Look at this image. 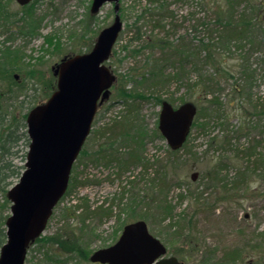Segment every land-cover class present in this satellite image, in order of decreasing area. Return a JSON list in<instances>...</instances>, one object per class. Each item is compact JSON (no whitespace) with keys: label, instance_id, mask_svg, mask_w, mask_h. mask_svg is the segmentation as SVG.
<instances>
[{"label":"rangeland","instance_id":"374dc122","mask_svg":"<svg viewBox=\"0 0 264 264\" xmlns=\"http://www.w3.org/2000/svg\"><path fill=\"white\" fill-rule=\"evenodd\" d=\"M167 1L173 14L163 17L164 29L153 26L158 21L156 18L160 19L151 15L153 9L145 12L146 8L155 5L150 0L120 1L123 27L114 47L115 52L106 62L117 75V81L111 87L110 98L95 116L92 131L72 168L70 186L54 208L41 236L63 231L71 233L68 229L74 228L70 236L76 235L81 241L82 251L90 255L98 248L113 244L127 222L143 219L138 217V213L131 215L128 210L120 212V216L118 214L129 204L128 180L138 175L142 166L133 164L119 175L116 160L106 163L102 159L97 163L92 158L99 145L106 141L105 137L98 139L97 133L115 119L122 118L129 105L136 122L147 131L142 157L144 161L156 162L152 168L149 167L145 181L141 180L140 188L146 185L145 202L152 193L147 183L152 182L160 163L168 164L166 171L171 180L170 188L161 194L158 201L166 200L173 207L172 215L163 219L160 206L153 209L154 204H147L151 209L146 210L149 212L147 221L143 219L148 223L149 231L166 244L167 254H174L171 248L182 250L190 258L189 261L182 259L185 264H264V51L247 53L253 80L242 77L241 53L244 49H232L222 57L217 56L221 61L220 67L225 70L222 75L216 74V61L213 64L210 60L205 64L202 71L217 79L213 87H217L215 95L208 94L207 97L216 98L220 103L213 105L208 102L197 88L201 101L196 103L202 114L196 116L186 143L174 153L164 137L152 135L154 129L158 130L161 109L158 99H166L173 106H179L183 98L192 101L194 91L188 90L186 83L178 87L173 82L161 88L143 78L141 73L146 71L149 57L161 55L158 50L144 48L143 39L150 34L165 36L171 42H185L193 50L200 40L207 41L210 35L218 32L212 31L216 6L207 4L206 0ZM261 1L264 2L247 0L246 3L259 5ZM246 3L240 4L237 13L244 11ZM91 4L92 0H33L28 7H23L16 0H0V48L9 46L11 51L18 52V59L10 65L12 71L9 74L11 77L17 74L18 85L25 88L18 100L14 99L16 115H22L28 106L46 102L56 89L57 78L53 77L51 66L65 56L87 53L95 45L99 32L113 22L114 3L106 2L96 14L90 12ZM222 4V9L227 7L224 2ZM142 11L145 15L140 17L138 26L143 32L138 38L131 25ZM28 13L40 21L31 25L27 21L30 18ZM33 25L36 27L32 28ZM31 29L32 34H28ZM8 37H13L11 42ZM173 70L174 66L167 68L168 72ZM231 74L234 76L230 77ZM3 75V72L0 73V93L7 94L10 85ZM197 75L198 72L194 71L190 77L195 80ZM235 86L239 87L237 92L234 91ZM120 88L145 97H131L124 102L119 96ZM23 100L26 102L22 110L17 104ZM8 112L5 104L3 108L0 105V114L7 115ZM227 134L232 136L231 141L224 145L223 139ZM212 137L216 138L215 141ZM251 141L258 143V147L249 162L244 157V151L251 146ZM28 147L24 137L13 146V154L9 158L15 165H25ZM126 148L124 145L119 148L122 156H125ZM257 157L260 159L253 163L252 159ZM219 162L220 167L217 165ZM214 168L216 171L213 174ZM22 171L23 167L20 174ZM20 176L8 179V189L18 182ZM214 176L217 180L210 178ZM124 187L125 195L122 196ZM142 193L140 191L139 194ZM2 195L0 189V200ZM76 205L80 206L77 208ZM102 206H110L113 215L89 214L86 211L93 212ZM9 207L10 204L8 210L0 208V216L5 218L3 222L0 219V230L5 229V232ZM144 210L145 207H142ZM83 217L86 218L84 224ZM170 223L173 224L171 228ZM176 230H180L179 237ZM47 250L46 245L34 243L29 248L25 264L40 263ZM230 255L234 256L232 261L227 259ZM80 262L95 264L82 258L77 262L76 259L71 260L68 264Z\"/></svg>","mask_w":264,"mask_h":264},{"label":"water","instance_id":"95a60500","mask_svg":"<svg viewBox=\"0 0 264 264\" xmlns=\"http://www.w3.org/2000/svg\"><path fill=\"white\" fill-rule=\"evenodd\" d=\"M106 2L114 3L113 22L99 32L87 53L65 56L53 66L56 90L26 117L30 144L25 169L6 193L11 208L0 264H25L28 247L41 236L68 188L72 166L90 134L98 106L110 97L116 75L105 61L123 26L120 0H92L90 12L96 14ZM161 105L159 131L171 149H179L187 140L197 106L185 101L174 108L167 100ZM89 257L101 264H183L176 256H167L166 245L142 219L126 223L116 242Z\"/></svg>","mask_w":264,"mask_h":264},{"label":"trees","instance_id":"16d2710c","mask_svg":"<svg viewBox=\"0 0 264 264\" xmlns=\"http://www.w3.org/2000/svg\"><path fill=\"white\" fill-rule=\"evenodd\" d=\"M155 5L153 7L146 8L145 12L149 13L150 9H153V12H150L152 16L160 17L156 18V22L153 23V26L161 27L162 29L165 28L163 19L164 16H170L171 10H169V2L167 0H150ZM207 4L210 3L216 6V10L214 11L216 15L214 16V22L212 25V31L218 32V34L210 35L208 40H200V43L196 45V48L191 50V47L186 44L185 42L182 43H175L174 41L168 40L167 37L161 36L158 37L157 35H147L143 41V47L147 50L151 51H160L161 55L159 57H149V62L147 65V69L144 73H141L143 78L150 82V84H155L159 87H165L173 84V82L182 86V84L186 83L187 89H191L194 91L192 99L193 103L201 101V97L198 95L200 92L199 89L203 92L206 100L213 105H217L220 102L216 98H208V94L215 95L216 88L213 89L214 85H216V78L215 76L212 77V74L208 72L202 71L204 69L205 64H208L210 60L213 62L216 61V74L222 75L225 73V70L220 67L221 61L218 58L224 56V53L227 51L231 52L232 49H239L242 51L241 55L243 61L241 63L242 69V77L246 78V80H253V71L250 70V66L247 64L248 57L247 53L249 54L251 51L261 50L264 51V2H259V5H249L246 3L247 0H206ZM224 2V9L223 4ZM241 3H246L244 11L238 12V7H240ZM249 11H246L248 10ZM156 10V11H155ZM145 12H141L135 19V22L131 25L135 34L138 38L142 35L141 26H138L140 17L145 15ZM29 14L28 22L32 25L35 23L34 21H40L33 18V14ZM92 15V14H91ZM94 16V15H93ZM161 21V22H160ZM35 28L36 25L31 26ZM32 31V29H31ZM7 40H10L9 38ZM1 43V42H0ZM247 47V48H245ZM115 52V49H113ZM112 51V52H113ZM137 53V51H135ZM205 52L204 57H202V53ZM16 51L12 50L9 46H4L0 48V73H4L3 76H6L8 84L10 88H8L7 94L0 93V105L3 108L5 107L7 111H9L6 115L0 114V189L3 191V199L0 200V208H5L8 210V205L10 204L9 199L5 196V192L8 189V185L10 181L8 179L10 177H17L20 175L21 168L24 166L15 165L12 162V159L9 158L10 155L13 154L12 148L16 145V142L21 139L25 138L26 143L29 142L28 133L26 132V116L29 110L33 107L28 106V109L22 115H16V111L14 109L15 100H18V97L24 93V86L18 85L14 76H10V70L12 64L18 59ZM244 53V54H243ZM218 56V58H217ZM11 65V66H10ZM169 66H174V70L171 72L167 71ZM189 67V69H187ZM198 72V75L195 77V80H192L190 74ZM251 71V72H250ZM234 75L231 74L230 77ZM219 80V79H218ZM14 85V86H13ZM199 88V89H197ZM234 91L237 92L239 87H233ZM196 94V97H195ZM119 96L123 98V101L126 102V99H130L131 97L135 98H143L145 95L140 94L138 92H132L130 90H126L125 88H120ZM163 100L158 99V103L160 104ZM187 98H183L181 103H184ZM26 101L23 100L19 102L17 105L24 107V103ZM104 104V103H103ZM102 106V105H101ZM100 106V108H101ZM18 107V106H17ZM23 110V109H22ZM132 106L128 105V110L124 112L122 118L115 119L111 122V124L104 126L101 131L97 133V138L101 139V137H105L106 141L105 144L101 143V149L98 147L95 154H92L93 161L99 163L100 160L103 159L106 163L116 160L119 165L118 173L119 175L123 174L124 171L130 168L133 164H140L142 166L141 171L138 175H135L133 179L129 178V188H127V192L130 194L129 204L126 205L125 208H121L118 212L119 216L121 215L120 212L128 210V213L131 215L137 214L138 217L143 218L147 221L149 215V209H151L150 205H153L154 208H158L159 206L162 209V218L165 219L172 215L173 207L166 201V200H159L161 194L163 192H168L170 188L171 180L168 177V171H166L167 163H160L158 168L154 173V177L151 179L147 186L148 190L152 191L149 194V200L145 202L146 198V185L142 189L141 187V180L145 181L144 178L146 177L149 167L152 168L156 162H148L144 161L142 157V151L144 147V142L146 139L147 131L144 126L136 122L135 114L131 111ZM201 110L198 109L197 115H199ZM202 114V113H201ZM196 115V116H197ZM195 122H193V126ZM155 136H160L161 134L157 129H154L153 134ZM231 135H225L223 139V144H230ZM215 137H212V141H215ZM104 145V146H103ZM125 146L126 154L122 156L120 152V147L117 146ZM251 146H249L244 152V157L251 162V157H253L255 152L257 151L258 143L255 141H251ZM108 149V150H102ZM177 151V150H176ZM176 151H173L176 153ZM257 157L255 160L252 159L253 163H257ZM159 162V160L157 161ZM172 163V161L170 162ZM165 165V166H164ZM220 167V162L217 163ZM215 168L213 169V174L215 173ZM156 174V175H155ZM214 180H217V177H210ZM208 178V179H210ZM135 179V180H134ZM213 179H211L213 181ZM150 185V186H149ZM227 185V184H226ZM225 185V186H226ZM139 189V191H135V189ZM143 192L142 195L139 193ZM122 196L125 195V187L121 190ZM159 195V197H158ZM202 193L200 194L201 197ZM166 195L164 194V199ZM202 198V197H201ZM199 201L198 198H196ZM195 199V200H196ZM161 201V202H160ZM114 204V200H112ZM147 204H150L149 206ZM204 204V202H203ZM77 208L80 206L76 205ZM140 206V207H139ZM139 207V208H138ZM142 207H145V210L142 211ZM90 209V206L87 207ZM148 209V211H146ZM89 214H94L99 212L100 215H108L111 216L112 208L109 207H99L95 209V211L86 210ZM8 216V215H7ZM186 217V216H184ZM2 222L4 221V216H0ZM86 221V218L83 217L82 223ZM173 226L172 223L169 224V228ZM72 232L69 233L68 231H63L62 233L52 234V236H41L34 243L40 242L42 245H46L48 250L44 252L42 257V261L38 264H68L71 260L76 262L78 259L82 258L84 260H89V253L87 251L83 252L81 248V241L76 235L70 236L73 234L74 228H69ZM177 237L180 236V230H176ZM5 229L0 230V246L6 241ZM32 243V244H34ZM182 246V245H181ZM172 247V246H171ZM170 247V248H171ZM30 248V247H29ZM173 253L179 258V260H186L189 261L190 258L184 255L182 250H174L171 248ZM234 258L233 255L227 256V259L232 261ZM225 259V258H224ZM182 260V261H183ZM36 264V263H34ZM77 264V263H76ZM79 264H82L81 262Z\"/></svg>","mask_w":264,"mask_h":264},{"label":"flooded vegetation","instance_id":"af4514ba","mask_svg":"<svg viewBox=\"0 0 264 264\" xmlns=\"http://www.w3.org/2000/svg\"><path fill=\"white\" fill-rule=\"evenodd\" d=\"M32 1H33V0H30V1H29L28 3H26V4H19V5H20V6H23V7H28ZM17 4H18V3H17ZM23 19H24V18H22L21 21H22ZM21 21H20V22H21ZM27 32H28V30H27ZM31 32H32V31L30 30V31L28 32V34H32ZM8 38L10 39V40H8V41L11 42V38H13V37H8ZM8 38H7V39H8ZM61 59H62V58H61ZM61 59H60V60H61ZM55 63H56V62H55ZM54 65H55V64H54ZM54 65L51 66V70H52V71H53V66H54ZM13 76H14V77H17V74L14 73ZM252 264H255V263H252Z\"/></svg>","mask_w":264,"mask_h":264}]
</instances>
